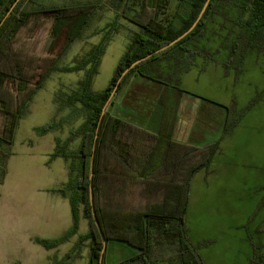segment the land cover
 <instances>
[{"label":"trees","instance_id":"16d2710c","mask_svg":"<svg viewBox=\"0 0 264 264\" xmlns=\"http://www.w3.org/2000/svg\"><path fill=\"white\" fill-rule=\"evenodd\" d=\"M108 1L122 17L138 28L133 32L126 50L118 62L107 87L93 92L92 83L98 74L105 47L111 34L118 28L114 24L100 43L78 62L72 65H59V58L52 61L48 71L40 74L31 89L25 75L21 58L12 50V42L19 31L33 18L46 17L52 21L51 36L65 38L63 56L71 44L80 40L98 15L102 3ZM175 1L173 11L168 14L170 4ZM206 0H70L67 2L46 3L42 0H0V184L6 177V162L11 156L15 131L29 112L33 96L42 89L52 73H79L82 78L67 91L55 94L56 114L68 111L59 122L34 128L37 136H44L61 128L73 120L80 124L69 129L68 136L54 139V150L49 161L62 158L68 162V181L49 192L68 200L72 224L66 233L56 239L33 238L32 241L46 250L56 249L77 235L80 219L87 221L88 232L77 238L72 249L61 259L53 258L50 264H71L81 256L87 243L88 263L99 264L102 241L92 219L89 203V168L96 128L98 138L93 159L92 192L96 218L107 245L110 242L123 244L134 252L128 258L115 264H203L196 248L189 242L185 225L190 178L198 170L205 168L214 154L217 144L210 148L197 149L167 141L164 144L157 138L156 145L137 128L122 121L125 105H131V112L137 111L140 100L159 110L165 117L169 105L165 93L150 87L128 88L133 75L155 86L164 85L150 65L160 59H172L187 67L191 59L198 55V44L207 41V23L215 14H223L229 8L235 19L227 37L230 41V54L242 44L248 50L258 47L264 36V0H209L207 8L195 26L183 39L169 48L155 53L185 33L194 23ZM146 4L148 5L146 7ZM123 8V9H122ZM151 15L144 18L146 11ZM9 13V14H8ZM8 14V16H6ZM234 34V37L229 36ZM193 42V43H192ZM228 46V45H227ZM244 56L246 50L241 52ZM150 56L132 68L120 82L114 100L120 99L121 109L118 118L110 116L107 103L121 73L137 60ZM189 59V60H188ZM150 66L147 70V66ZM169 88L184 93L178 84ZM16 90L21 95L12 105L8 91ZM153 101V103H152ZM137 105V106H136ZM107 106V107H108ZM123 108V109H122ZM148 113L152 109L146 108ZM149 114H145L146 117ZM139 114L131 115L138 118ZM144 115V116H145ZM121 118V119H119ZM236 123L233 117L225 123L222 134L227 133ZM79 139L74 150L69 145ZM163 146L156 166H153L155 153ZM106 250L103 264H106ZM18 264V263H14Z\"/></svg>","mask_w":264,"mask_h":264},{"label":"rangeland","instance_id":"374dc122","mask_svg":"<svg viewBox=\"0 0 264 264\" xmlns=\"http://www.w3.org/2000/svg\"><path fill=\"white\" fill-rule=\"evenodd\" d=\"M102 6L82 38L71 44L63 56L60 55L65 38L51 36L52 21L49 18H33L25 24L11 46L25 68L28 89L32 88L40 74L48 71L55 59L59 58V65L66 66L86 56L100 43L115 21L118 30L111 34L98 74L92 83L93 92H100L107 87L133 32L138 28L125 20L121 10L116 11L108 1H104ZM174 7L175 1H172L168 14ZM150 15L151 12L147 10L144 18ZM234 17L231 10L226 8L223 14H215L211 22L207 23L205 37L208 40H201L197 45L200 51L194 58L195 64L189 79L181 81V88L196 96L186 95L187 101L194 104L189 107V120L193 125L192 140L196 139L194 134H200V145L213 143L221 137L225 123L230 122L231 118L234 117L237 124L224 138L220 146L221 156L212 161L211 173L205 176L204 182L196 176L191 188L193 198L185 225L203 264H241L245 246L241 244L240 223L249 203H242L240 197L246 193L245 189L264 184V36L257 48L248 50L242 43L230 54L231 40L227 33L232 29ZM229 36L234 37V34ZM244 50L246 53L243 56L241 52ZM82 76V72L52 73L42 89L33 96L28 114L20 120L15 131L11 156L6 162V177L0 184V264H47L46 254L33 260L17 253L11 217L20 213L21 209L27 210L29 214H39L42 211L41 199L54 201L55 197L47 193L37 195V189L45 187L52 190L63 185L60 182L64 180L61 172L65 160H58L49 169L43 167V161L54 139L64 140L69 129L77 127L81 120L63 124L56 131L41 137L36 135L34 128L54 119L60 123L68 115L66 110L56 114L55 94L67 91ZM8 97L14 105L15 99L21 98V95L9 89ZM1 124L0 114V129ZM78 144L79 139H75L69 149L74 150ZM28 202L30 205H26ZM43 208L47 210V203ZM68 248L67 244L64 245L55 255L67 252ZM133 252V249L123 244L110 242L105 262L115 264ZM76 264H83V261Z\"/></svg>","mask_w":264,"mask_h":264},{"label":"crops","instance_id":"0c3cea01","mask_svg":"<svg viewBox=\"0 0 264 264\" xmlns=\"http://www.w3.org/2000/svg\"><path fill=\"white\" fill-rule=\"evenodd\" d=\"M202 41L205 42V40ZM199 51L200 50H198V52ZM195 57L190 60L191 64L187 67H183V65L177 63L172 59H160L150 64L152 66V69L156 72L157 77H159V79L164 82V85L171 86L174 85V83H177L178 88L184 91V93H179L169 88V86L152 85L135 75H133L129 80L128 87L123 90V94H125L126 90L130 88V85L133 89H136V87L146 88L148 86L152 90L158 91L160 93H165V99L167 100V104L170 108L165 117H161L159 115V110L153 111V107L144 104V102L140 100V102L138 103L139 106L136 105L138 107L137 111L132 113L130 109L131 105L127 104L125 105L124 109L122 108L125 114H123L122 119L119 118L124 122L128 121L127 123H129L130 126L144 132L146 136L150 138L151 145H156L157 138L164 145L167 141H171L173 143L197 149L210 148L213 144H217L216 150L212 155V158L208 165L205 168L198 170L190 178L186 215L193 198L191 188L196 176H199L198 179L201 180V182L205 181V176L211 173L210 168L212 161L215 157L221 156L222 151L220 146L223 143L224 138L228 137V134H230L233 128L237 125L235 123L227 133L222 134L221 137H219L213 143L200 145V143H202V135L200 134H194V137L196 139L192 140L193 125L189 120V107L191 105L194 106V104L190 101H187L186 95L191 94L181 88V81L184 82L189 79V75L192 72V67L195 64ZM148 68H150L149 65L147 66V70ZM149 107L152 109L151 114L148 113V109L143 110ZM120 109V99L114 100L112 105L107 107L110 116L113 118H118ZM133 114H139L137 116L138 118L132 117L131 115ZM145 114H149V116L146 117ZM185 123L187 124L185 125ZM54 146L55 143H53L51 150L48 151V154L43 161V167L46 169H49L50 166L58 160H63L62 158H56L48 162L49 155L52 154ZM162 149L163 146H160V149L155 153L153 166L157 165L162 153ZM27 156L32 155L28 154ZM247 170L248 169H246V171ZM61 173L62 177H64V180L60 183L65 184L68 181V162L64 161ZM49 190L51 189L45 187L37 189V195L47 193L55 197L54 201H51L50 199H41L42 211L39 214H29L27 210L21 209L20 213L11 217V229L12 235L15 239V247L17 253L27 256L26 259H28L29 257V259L33 260L38 256L46 254L47 264H50L53 258L61 259L62 257H64V255L72 249L73 245L77 241V238L79 236L85 235L88 232L87 221L81 218L77 235L73 236L67 243L60 245L56 249L46 250L32 241L33 238L46 240L59 238L63 236L66 231H68L72 224L71 211L68 200L62 198L59 195L50 193ZM245 191L246 193L240 198L242 199V203L243 201H246L249 203V206H247L248 209L244 212L243 216H241L240 223V226H242L240 237L241 244L245 246V250H243L244 254L241 256V264H264V184L260 186H254L253 188L251 187L250 189H245ZM45 203H47V210L43 208ZM26 205H30V202H28ZM187 237L189 242L193 245L192 240L188 236V230ZM66 244L69 246L67 252L56 256L55 254L59 253L60 249ZM50 254H52V258L48 256ZM81 260L83 261V264L88 263L87 243L84 245L80 258L72 262L71 264H76V262ZM19 264H21V262Z\"/></svg>","mask_w":264,"mask_h":264},{"label":"water","instance_id":"95a60500","mask_svg":"<svg viewBox=\"0 0 264 264\" xmlns=\"http://www.w3.org/2000/svg\"><path fill=\"white\" fill-rule=\"evenodd\" d=\"M19 0H16V2L14 3V5L10 8L9 12L13 9V7L16 5V3L18 2ZM208 2L209 0H206L199 15L197 16L196 20L194 21V23L192 24V26L185 32L183 33L181 36H179L177 39H175L174 41H172L171 43L167 44L166 46L160 48L159 50H157L155 53H159L167 48H169L170 46L174 45L175 43H177L178 41H180L181 39H183L187 34H189L194 28L195 26L197 25V23L199 22V20L201 19V17L203 16L206 8H207V5H208ZM9 14V13H8ZM8 14L6 16H8ZM150 56H147V57H144L140 60H137L136 62H134L131 66H129L127 69H125L121 75L119 76V79L117 80L116 84H115V87L113 88L112 90V93L110 94V97L107 101V103L105 104V106L103 107V113L105 112V109L109 103V101L113 98V96L115 95L116 93V90L120 84V82L122 81V79L125 77V75L132 69L134 68L136 65H138L139 63L145 61L146 59H148ZM99 126H100V123L98 124V127L96 128V131H95V136H94V141H93V147H92V155H91V160H90V168H89V203H90V207H91V215H92V219L98 229V232L100 234V237H101V241H102V249H101V252H100V256H99V264H102L103 263V257H104V252L106 250V242H105V239L102 235V232L100 230V227H99V224H98V221H97V218H96V213H95V208H94V202H93V192H92V177H93V159H94V152H95V146H96V142H97V138H98V131H99Z\"/></svg>","mask_w":264,"mask_h":264}]
</instances>
